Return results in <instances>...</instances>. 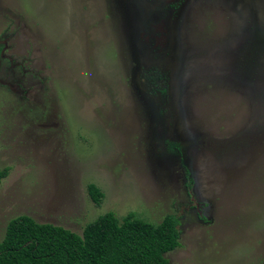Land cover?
<instances>
[{"label": "rangeland", "instance_id": "rangeland-1", "mask_svg": "<svg viewBox=\"0 0 264 264\" xmlns=\"http://www.w3.org/2000/svg\"><path fill=\"white\" fill-rule=\"evenodd\" d=\"M2 167L0 238L173 214L168 264H264V0H0Z\"/></svg>", "mask_w": 264, "mask_h": 264}, {"label": "trees", "instance_id": "trees-1", "mask_svg": "<svg viewBox=\"0 0 264 264\" xmlns=\"http://www.w3.org/2000/svg\"><path fill=\"white\" fill-rule=\"evenodd\" d=\"M7 170L0 168V180ZM86 193L96 205L103 195L92 183ZM177 224L173 214L151 223L131 212L117 218L105 211L78 234L19 214L5 223L0 264H168L164 254L177 245Z\"/></svg>", "mask_w": 264, "mask_h": 264}]
</instances>
